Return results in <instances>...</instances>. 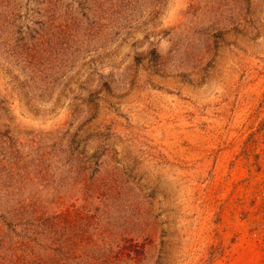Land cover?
<instances>
[{
  "label": "rangeland",
  "instance_id": "374dc122",
  "mask_svg": "<svg viewBox=\"0 0 264 264\" xmlns=\"http://www.w3.org/2000/svg\"><path fill=\"white\" fill-rule=\"evenodd\" d=\"M0 264H264V0H0Z\"/></svg>",
  "mask_w": 264,
  "mask_h": 264
}]
</instances>
